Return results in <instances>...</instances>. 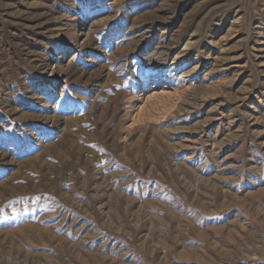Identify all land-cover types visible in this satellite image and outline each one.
I'll return each mask as SVG.
<instances>
[{"label": "rangeland", "instance_id": "obj_1", "mask_svg": "<svg viewBox=\"0 0 264 264\" xmlns=\"http://www.w3.org/2000/svg\"><path fill=\"white\" fill-rule=\"evenodd\" d=\"M0 264H264V0H0Z\"/></svg>", "mask_w": 264, "mask_h": 264}, {"label": "bare ground", "instance_id": "obj_2", "mask_svg": "<svg viewBox=\"0 0 264 264\" xmlns=\"http://www.w3.org/2000/svg\"><path fill=\"white\" fill-rule=\"evenodd\" d=\"M176 59V58H175ZM173 65V64H172ZM171 67V66H170ZM214 148V147H213ZM214 150V149H213ZM215 154V153H214ZM219 156V155H218ZM227 170V169H226ZM224 172V170H222ZM221 172V171H220ZM218 175V174H217Z\"/></svg>", "mask_w": 264, "mask_h": 264}]
</instances>
